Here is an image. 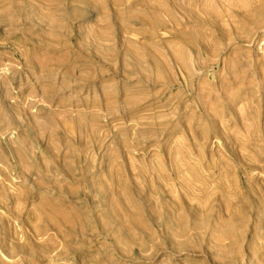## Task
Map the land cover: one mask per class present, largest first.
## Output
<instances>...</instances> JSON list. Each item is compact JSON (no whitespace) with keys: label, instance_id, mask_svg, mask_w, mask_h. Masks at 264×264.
Returning a JSON list of instances; mask_svg holds the SVG:
<instances>
[{"label":"rangeland","instance_id":"rangeland-1","mask_svg":"<svg viewBox=\"0 0 264 264\" xmlns=\"http://www.w3.org/2000/svg\"><path fill=\"white\" fill-rule=\"evenodd\" d=\"M0 264H264V0H0Z\"/></svg>","mask_w":264,"mask_h":264},{"label":"bare ground","instance_id":"bare-ground-1","mask_svg":"<svg viewBox=\"0 0 264 264\" xmlns=\"http://www.w3.org/2000/svg\"><path fill=\"white\" fill-rule=\"evenodd\" d=\"M35 189H36V188H35ZM37 192H38V191H37ZM63 208H64V207H63ZM76 212H77V211H76ZM72 213H73V212H72ZM75 215H76V214H75ZM40 216H41V215H40ZM40 219H41V218H40ZM40 219H39V220H40ZM79 219H80V218H79ZM76 220H77V219H76ZM79 221H80V220H79ZM80 224H81V223H80Z\"/></svg>","mask_w":264,"mask_h":264}]
</instances>
